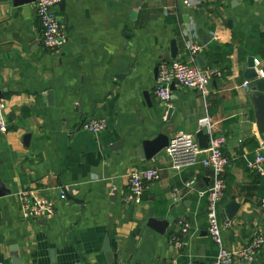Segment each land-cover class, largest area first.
Returning <instances> with one entry per match:
<instances>
[{
  "label": "crops",
  "instance_id": "0c3cea01",
  "mask_svg": "<svg viewBox=\"0 0 264 264\" xmlns=\"http://www.w3.org/2000/svg\"><path fill=\"white\" fill-rule=\"evenodd\" d=\"M23 2L0 0V104L7 125L0 132L6 191L0 264H213L217 247L201 196L211 171L175 172L166 154L147 160L142 150L160 134L196 138L204 119L210 137L225 138L229 159L219 205L223 246L237 250L264 235V175L246 168L258 152L264 156V93L241 88L250 82L251 59L264 79V0H64L56 15L66 43L57 53L43 48L35 5ZM190 44L201 51L189 55ZM172 60L218 68L223 76L210 82L206 97L174 86L164 103L154 95V72ZM88 119H103L106 130L85 131ZM151 168L160 179L135 200L128 175ZM20 192L51 200L53 216L23 218ZM231 201L240 207L227 220ZM179 221L188 225L186 234ZM106 238L112 262L103 252ZM252 264H264V247Z\"/></svg>",
  "mask_w": 264,
  "mask_h": 264
},
{
  "label": "built area",
  "instance_id": "2783aa9c",
  "mask_svg": "<svg viewBox=\"0 0 264 264\" xmlns=\"http://www.w3.org/2000/svg\"><path fill=\"white\" fill-rule=\"evenodd\" d=\"M61 0H35L36 19L41 29V45L51 53H57L66 43V35L56 15L57 7ZM218 39L217 36L214 37ZM189 55L194 56L201 51L197 45L187 46ZM157 81L154 95L158 101L169 103L171 100V85L184 90H192L206 97L209 94V85L214 78H221L222 72L218 68L210 67L201 69L186 62L172 60L160 62L157 67ZM259 76L263 72L259 71ZM244 82L241 88H246ZM4 105L0 104V132L7 131V125L2 116ZM207 119L201 120L200 126L207 127ZM83 129L93 135H98L106 130L103 119H88L83 124ZM226 140L221 136L210 137L208 146L200 148L196 138L188 134H176L168 143L165 154L169 168L175 172L183 171L193 166H201L212 173L211 186L201 193L206 198L205 214L207 220V233L211 242L217 247V254L213 264H232L240 260L241 264H252L256 254L264 247V235L258 234L244 247L237 250H227L222 242L223 226L219 221V205L226 189L225 171L229 165V159L224 152ZM248 171L257 175H264V156L259 152L252 160L246 162ZM160 179L159 171L155 168L133 170L128 175V187L131 196L139 200L147 186ZM193 184L190 182L189 185ZM59 199L66 198V192L59 190ZM20 211L23 218L36 220L39 218L49 219L54 214V203L51 200L36 196L33 192H20ZM181 233L188 232V225L179 221ZM179 245V242L177 243ZM168 264H177L172 259Z\"/></svg>",
  "mask_w": 264,
  "mask_h": 264
},
{
  "label": "water",
  "instance_id": "95a60500",
  "mask_svg": "<svg viewBox=\"0 0 264 264\" xmlns=\"http://www.w3.org/2000/svg\"><path fill=\"white\" fill-rule=\"evenodd\" d=\"M26 4L29 3H35V0H25ZM21 3V2H19ZM64 4V0H61L60 6L62 7V5ZM171 56L174 58L176 57V46H175V41H171ZM198 63H200L201 58L197 57L196 58ZM201 67H204V64L200 65ZM157 70H155V74H157L156 72ZM245 78L247 80H249L250 82L247 83L246 88H250V87H257L258 91L260 93H264V79H258L257 78V74L255 72L254 69V60H249L248 63V70L246 72V76ZM174 90V84L171 85V91ZM51 92H49L47 94L48 99H51ZM0 99H1V92H0ZM148 102V100H147ZM259 129H260V136L262 138V143L264 144V114L261 117V119L259 120ZM210 139V135L208 132V129L206 127L202 128L200 131H198L196 133V140L200 146V148L205 149L208 146V142ZM169 143V140L166 136H164L163 134H160L158 136H156V138H154L151 141H145L142 143V150H143V154L145 159L150 160L152 158H160V157H165V149L167 148ZM6 194V191L4 190V188L2 187L1 183H0V197L4 196ZM70 200H73L71 198H69ZM239 204H236L235 201H231L227 204L226 206V216H227V220H232L233 217L235 216V214L237 213V211L239 210ZM152 224H154V221L152 222ZM153 228V227H152ZM103 252L106 254V258L108 259L109 262H112V249L109 245V241L106 238L104 246H103ZM13 264H21L20 260H15L13 261Z\"/></svg>",
  "mask_w": 264,
  "mask_h": 264
}]
</instances>
